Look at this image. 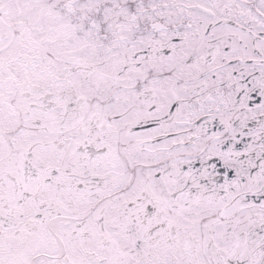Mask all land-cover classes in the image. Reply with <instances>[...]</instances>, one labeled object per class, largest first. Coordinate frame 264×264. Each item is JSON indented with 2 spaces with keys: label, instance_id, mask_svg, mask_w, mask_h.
Here are the masks:
<instances>
[{
  "label": "snow or ice",
  "instance_id": "1",
  "mask_svg": "<svg viewBox=\"0 0 264 264\" xmlns=\"http://www.w3.org/2000/svg\"><path fill=\"white\" fill-rule=\"evenodd\" d=\"M0 264H264V0H0Z\"/></svg>",
  "mask_w": 264,
  "mask_h": 264
}]
</instances>
